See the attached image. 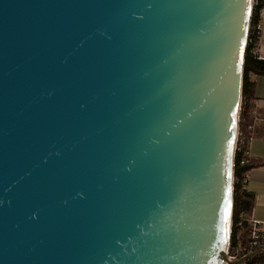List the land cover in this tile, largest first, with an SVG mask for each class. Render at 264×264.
I'll use <instances>...</instances> for the list:
<instances>
[{
	"label": "water",
	"instance_id": "95a60500",
	"mask_svg": "<svg viewBox=\"0 0 264 264\" xmlns=\"http://www.w3.org/2000/svg\"><path fill=\"white\" fill-rule=\"evenodd\" d=\"M251 4L0 0V264L227 263Z\"/></svg>",
	"mask_w": 264,
	"mask_h": 264
},
{
	"label": "trees",
	"instance_id": "16d2710c",
	"mask_svg": "<svg viewBox=\"0 0 264 264\" xmlns=\"http://www.w3.org/2000/svg\"><path fill=\"white\" fill-rule=\"evenodd\" d=\"M256 1L259 6L264 7V0ZM255 42H257V39ZM254 47L255 43L254 45L247 44L242 67L241 100L238 114V129L242 131L253 125V84L250 78L252 76L264 77V60L258 59L257 55L253 54ZM241 161L242 158L235 154L232 167L233 206L230 232V247L232 249L243 248L247 245L248 227L244 217L251 213L254 203L253 195L246 189L247 176L254 164L249 160V157L242 164Z\"/></svg>",
	"mask_w": 264,
	"mask_h": 264
},
{
	"label": "crops",
	"instance_id": "0c3cea01",
	"mask_svg": "<svg viewBox=\"0 0 264 264\" xmlns=\"http://www.w3.org/2000/svg\"><path fill=\"white\" fill-rule=\"evenodd\" d=\"M258 59L264 60V18L260 38L256 42ZM253 84L252 115L254 136L249 143V160L254 167L249 171L246 180V189L253 195L254 203L252 217L264 222V77L252 76Z\"/></svg>",
	"mask_w": 264,
	"mask_h": 264
},
{
	"label": "built area",
	"instance_id": "2783aa9c",
	"mask_svg": "<svg viewBox=\"0 0 264 264\" xmlns=\"http://www.w3.org/2000/svg\"><path fill=\"white\" fill-rule=\"evenodd\" d=\"M263 18L264 7L259 6L256 0H252L250 15L251 26L249 24L247 44L250 43L254 45L255 43V47L252 50L254 55H257L255 40L257 39L258 41L260 38ZM253 136V125L248 126L245 131L239 130L237 126V137L233 158L235 154H238L242 158L241 164L249 157L248 146ZM244 219L248 227L247 245L243 248L238 247L232 249L229 243L226 264L237 262L249 254H252V257L241 264H264V222L255 220L251 213L245 215Z\"/></svg>",
	"mask_w": 264,
	"mask_h": 264
}]
</instances>
